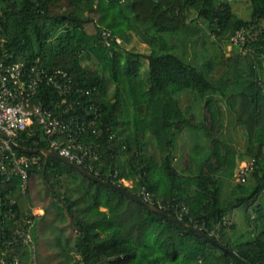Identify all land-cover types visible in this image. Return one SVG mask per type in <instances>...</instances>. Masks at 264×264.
Returning <instances> with one entry per match:
<instances>
[{"label": "trees", "instance_id": "obj_1", "mask_svg": "<svg viewBox=\"0 0 264 264\" xmlns=\"http://www.w3.org/2000/svg\"><path fill=\"white\" fill-rule=\"evenodd\" d=\"M250 4L246 21L220 0H0L11 55L7 62L40 61L50 71L69 73L77 89L92 90L81 102L102 110L98 177L141 199L145 190L157 209L160 203L177 219L185 208L181 221L216 243L45 157L49 143L35 124L15 139L19 157L41 158L28 170L27 189L19 177L0 178V251L12 239L7 216L22 219L39 209L43 215L32 219L37 264H264V0ZM191 14L199 26L191 23ZM200 21L221 45H229L237 31H247V53L234 48L229 59L222 55L228 69L219 77L211 63L198 67L168 41L195 36L204 44ZM141 28L151 49L146 54L123 45ZM103 31L122 44L107 47ZM182 95L200 101L207 115L199 120L190 107L184 109ZM222 104L245 131L243 154L214 136L224 125ZM184 135L193 146L190 166L182 170L174 162ZM148 137L161 154L159 162L147 152ZM244 157L256 163L254 190L240 185L223 198V179L234 178ZM122 179L134 187L122 186ZM239 208L245 209L251 237L233 236L236 227L229 220ZM14 256L21 264L32 259L27 247L14 249Z\"/></svg>", "mask_w": 264, "mask_h": 264}, {"label": "built area", "instance_id": "obj_2", "mask_svg": "<svg viewBox=\"0 0 264 264\" xmlns=\"http://www.w3.org/2000/svg\"><path fill=\"white\" fill-rule=\"evenodd\" d=\"M247 38V31L239 30L230 39L229 45L245 55ZM102 40L107 47L113 43L122 44L121 39L113 38L107 31L102 32ZM7 43L4 12L0 9V133L15 143L21 133L27 132L36 124L42 128L49 143V151L98 177L97 166L103 163L102 146L99 143L104 134V130L99 128L102 110L93 102H81L83 97L91 96L92 90L77 89L69 73L62 70L50 71L41 66L40 61L34 64L7 62L11 58L6 51ZM44 87L50 88L51 94ZM93 137L95 142L92 141ZM40 162L41 158L36 156L19 157L12 145L0 137V178L7 181L13 176L21 178L25 192L28 170ZM239 165L236 178L240 185H244L254 173L256 163L255 160H248L241 161ZM120 184L132 188L130 184L134 183L122 179ZM141 195L143 201L151 206L155 205L150 193L143 190ZM158 206L159 210H162L160 203ZM40 212L33 210L26 213L22 219H18L13 213L7 216V219L13 222L12 239L6 244L7 248L0 251V264H21L17 257H10V253L18 247H27L32 257L29 264H37L32 219L40 216ZM185 212V208L179 211V220Z\"/></svg>", "mask_w": 264, "mask_h": 264}, {"label": "rangeland", "instance_id": "obj_3", "mask_svg": "<svg viewBox=\"0 0 264 264\" xmlns=\"http://www.w3.org/2000/svg\"><path fill=\"white\" fill-rule=\"evenodd\" d=\"M225 1L231 4L232 9L234 13L239 16L240 18L250 21L251 20V4L250 0H220ZM190 20L192 21V24L198 25V22L196 20V15L191 14ZM201 27H206L203 23H201ZM199 26V25H198ZM90 31H93V28H89ZM145 28H141L138 30V32H132L130 33L129 39L125 42L124 47L128 51H132L134 53L138 54H146L150 52V47L148 44L144 41V37H146ZM203 37H204V44L199 42L198 38L188 37L187 40L183 41L181 38H168V41L170 43H176L177 44V51L180 54H183L185 59L190 61L191 63H194L200 68H204L205 65L211 63L213 66V74L217 77L223 75L228 67L226 66L223 68L222 66V55L225 56V60L229 59L231 56H233L234 49L230 47V45H221L219 44L218 40L215 38V36L211 35L210 32L205 28L203 30ZM91 69L93 70L96 65H89ZM263 78H264V72H263ZM114 92V86H110V92L109 96H112ZM177 98V97H176ZM180 101L182 104V107L184 109L188 108L190 109L191 113H193L196 118L199 120H202L204 115H207V112L203 109V104L194 99L192 95H182L180 96ZM222 110L224 112L223 115V127L221 129H217L215 133V137L218 136L221 140L228 144H232L237 151H239L241 154L244 153L246 150V140H245V131L239 127L236 123V117L234 114H232L225 106L222 104ZM184 138L181 139L178 142V148L175 152V165L178 166L179 169L185 170L188 169L190 166V154H191V148L193 144L191 142L184 141L185 137L187 135L183 136ZM202 146L204 148H208L210 143L207 138L202 136L201 138ZM148 149L147 152L150 156L155 158L158 162L161 159L160 152L156 149L154 142L151 137H148ZM243 161H248L246 157ZM241 161L238 162V166H240ZM237 169L235 171V175L233 179H223L222 182V197L223 198H230L232 196L233 189H235L237 186H240V184L237 182ZM246 189L248 191H252L255 188V183L251 178H249L248 182L244 184ZM130 187H134V184H130ZM264 199V196H263ZM35 211H39V209H36ZM229 223L231 225H234L236 227L235 232L233 233L234 238L240 237V235H247L250 233V237L252 236V233L249 231L246 220H245V209L239 208L236 209L231 216V219L229 220ZM231 234V233H230ZM232 235V234H231Z\"/></svg>", "mask_w": 264, "mask_h": 264}, {"label": "water", "instance_id": "obj_4", "mask_svg": "<svg viewBox=\"0 0 264 264\" xmlns=\"http://www.w3.org/2000/svg\"><path fill=\"white\" fill-rule=\"evenodd\" d=\"M0 137L4 140H7L11 145L12 147L15 149V150H22L20 147H18L10 138H8L6 135H4L3 133H0ZM26 153H35L33 151H24ZM43 154L45 155V157L47 158H54V159H57L59 160L60 162L64 163L65 165L75 169L78 173L82 174L83 176L101 184L102 186H105L107 188H110V189H113L123 195H125L126 197H128L129 199H131L132 201L142 205L144 208H146L147 210L153 212V213H156L162 217H165L167 219H169L170 221L184 227V228H187L189 231L193 232L194 234H196L197 236H199L200 238L212 243V244H216L215 241L205 235L204 233H202L201 231L193 228V227H190L188 225H186L184 222H182L181 220L171 216V215H168L167 213L163 212L162 210H159L157 208H155L154 206H151L150 204L146 203L145 201H143L140 197L136 196V195H133L131 193H129L128 191H126L125 189L121 188V187H117L113 184H110L106 181H103L102 179H100L99 177H97L96 175H93L92 173H89L88 171H86L85 169H83L82 167L68 161L67 159L59 156L58 154L56 153H53L51 151H45L43 152Z\"/></svg>", "mask_w": 264, "mask_h": 264}, {"label": "crops", "instance_id": "obj_5", "mask_svg": "<svg viewBox=\"0 0 264 264\" xmlns=\"http://www.w3.org/2000/svg\"><path fill=\"white\" fill-rule=\"evenodd\" d=\"M40 211H41V212H40ZM38 212H40V213H41V214H40V216H41V215H43V211H42V210H39Z\"/></svg>", "mask_w": 264, "mask_h": 264}]
</instances>
